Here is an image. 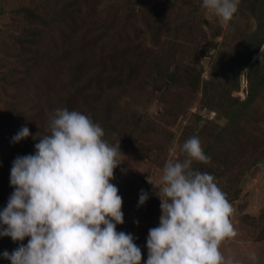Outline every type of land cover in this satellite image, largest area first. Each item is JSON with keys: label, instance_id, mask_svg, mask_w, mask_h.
Masks as SVG:
<instances>
[{"label": "rangeland", "instance_id": "374dc122", "mask_svg": "<svg viewBox=\"0 0 264 264\" xmlns=\"http://www.w3.org/2000/svg\"><path fill=\"white\" fill-rule=\"evenodd\" d=\"M66 1L0 0V211L3 190L14 191L13 161L35 154L33 137L49 134L54 111L92 109L104 139L119 143L124 155L111 181L123 200L124 223L116 230L134 237L142 264L149 229L159 226L163 168L186 158L181 148L191 137L199 138L211 158L210 164L193 162L194 170L212 175L235 210L238 235L221 250L239 264H264V63L258 58L264 0H240L227 26L202 0H132L134 11L126 4L130 0H90L88 7L87 0H75L80 12L62 17L78 31L63 32L46 22L48 14L65 12ZM161 8V30L128 34L131 13L139 21L142 10L149 15ZM90 13V21L80 18ZM79 45L88 51V62L100 63L98 72L106 68L102 55L109 61L124 57L125 65L110 66L118 68L119 81L109 71L100 98L93 89L89 98L75 94L73 69L84 59L75 53ZM121 78L128 82L123 85ZM23 127L31 135L14 142ZM142 191L148 200L140 206ZM28 239L0 236V264H11L3 252L11 254ZM253 252L255 262L249 259Z\"/></svg>", "mask_w": 264, "mask_h": 264}, {"label": "clouds", "instance_id": "9594fccd", "mask_svg": "<svg viewBox=\"0 0 264 264\" xmlns=\"http://www.w3.org/2000/svg\"><path fill=\"white\" fill-rule=\"evenodd\" d=\"M239 3L202 0L201 6L227 26ZM260 53L264 63V47ZM30 135L23 127L14 142ZM104 136L90 117L57 108L49 134L33 137L39 141L35 154L15 158L14 191L0 211V236L29 239L11 254L3 252L11 264H142L134 237L116 230L124 223L123 200L111 181L123 154L119 143L110 145ZM181 151L183 161L169 160L163 168L157 195L161 216L159 226L149 229L146 264H239L221 250L238 235L235 210L215 178L192 167L210 164L211 158L198 137L187 139ZM147 200L142 191L139 205ZM249 259L255 262L256 254Z\"/></svg>", "mask_w": 264, "mask_h": 264}, {"label": "trees", "instance_id": "16d2710c", "mask_svg": "<svg viewBox=\"0 0 264 264\" xmlns=\"http://www.w3.org/2000/svg\"><path fill=\"white\" fill-rule=\"evenodd\" d=\"M90 0H87L86 3H84L83 6L85 7H88L91 5V3L89 2ZM74 3H75V0H68L66 1V3H64L65 7H64V10L65 12L62 14L60 12H55L53 14H48L49 16V21H47L46 23L47 24H50L49 27H55L57 28V30H61L63 32H68L67 30H71V31H78V25L74 26V27H70V24L68 23V21H70L69 19L66 20L65 17H71L73 16L76 12H80L78 10H80V8H76V6H74ZM128 5V7L132 8L133 7V1L130 0L126 3ZM125 4V5H126ZM72 6V7H71ZM124 7V6H123ZM135 8H132V10L134 11ZM166 9H162L161 10H158L157 12H153L152 14H147L145 12V10H142L140 15L142 17V19H139V21H137L134 17H131L130 14L129 15V18L131 20V23H132V26H131V30L128 34H130V36H132L133 34H131V32L133 31H136V32H141L143 34H145L147 31H150V32H154V30L158 31V30H161V26H160V19H162V14L164 13ZM59 11V10H58ZM0 13H1V7H0ZM24 14V13H23ZM26 14V13H25ZM77 14V13H76ZM91 14V13H90ZM88 15L86 14L85 17L83 16H80V18H82L83 20L85 21H90L92 19V16L94 15ZM62 16H65V17H62ZM63 23H65L64 25V28H59V22L61 20H63ZM135 19V21L133 20ZM82 21V20H81ZM137 21V22H136ZM142 22V23H141ZM82 23V22H81ZM69 24V25H68ZM67 26V27H66ZM62 27V26H61ZM64 29H66L64 31ZM83 29L87 30L88 32L91 33V35H95V30H91L90 31L83 27ZM81 30H79L80 32ZM94 32V33H93ZM82 33H85V35H88L87 32H82ZM264 34V23H263V29H262V32L260 34H258L259 36H263ZM89 36V35H88ZM154 40V39H153ZM158 40V38L155 39V41ZM80 44V43H79ZM82 45V44H80ZM79 45V49L78 50H75V53H78L79 55H83L84 59L78 61L80 63V67L78 65L74 66V69H73V72L75 74V78H76V84H75V88H76V92L75 94H78V95H83L86 96L87 98H89V96L91 95V92L90 90L93 89V90H96L97 92L99 91V98H100V92L102 91V86L104 84V82L106 81V79H108V72H112L114 73V76H113V81H119V77L121 75H118L117 73V69L118 68H111L110 66L113 65V66H117V64H120V65H125L124 63V57L118 59V60H113V61H109V59H105V56H101V58H103L102 60L104 61V63L106 64V68L101 70V72H98V70L96 69L97 66L99 67L100 63L98 65H96V62L89 60V62L86 60V55L85 53H87L88 51H86V47L87 45H82L80 46ZM140 49H141V45H140ZM127 57V56H126ZM129 58H134V55L132 52H129ZM142 62V67H144V70L147 71L146 68H148V63L146 60H144V62L141 60ZM110 63V64H109ZM112 81V82H113ZM128 81L125 79V78H121L120 79V83H122L123 85H125V83H127ZM260 82V80H259ZM114 85V82L112 83ZM49 88L52 86V83L49 82L48 84H46ZM54 88V86L52 87ZM93 94V93H92ZM96 100L98 99L97 97L95 98ZM71 111V110H69ZM89 111L83 109L82 111V114H86L88 113ZM93 112H92V109L90 110L89 112V117L93 120V122L97 123L98 122V119H99V116L98 115H94ZM101 119V118H100ZM102 120V119H101ZM44 136L41 135V137ZM37 138H40V136H37ZM38 139H35V142H33L32 144H36L38 143ZM27 151V149L25 150ZM207 151V150H205ZM200 162H197V164H199ZM195 165V164H193ZM192 165V167H193ZM117 169L118 167L115 169L114 171V174L117 172ZM194 169V167H193ZM3 192L5 193V199H4V203L3 205L6 207L7 206V202L11 196V194L13 193L9 188H5L3 190ZM0 195H3V193L0 191ZM2 205V207H3ZM139 247V244L137 245Z\"/></svg>", "mask_w": 264, "mask_h": 264}]
</instances>
